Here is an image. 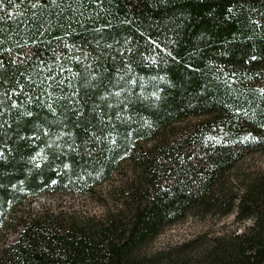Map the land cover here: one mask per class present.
<instances>
[{
	"label": "trees",
	"instance_id": "16d2710c",
	"mask_svg": "<svg viewBox=\"0 0 264 264\" xmlns=\"http://www.w3.org/2000/svg\"><path fill=\"white\" fill-rule=\"evenodd\" d=\"M255 154L264 0H0V232L17 206L132 166L124 209L23 221L0 264H144L134 254L162 228L230 214L250 226L193 264H264V172L227 187Z\"/></svg>",
	"mask_w": 264,
	"mask_h": 264
},
{
	"label": "rangeland",
	"instance_id": "374dc122",
	"mask_svg": "<svg viewBox=\"0 0 264 264\" xmlns=\"http://www.w3.org/2000/svg\"><path fill=\"white\" fill-rule=\"evenodd\" d=\"M196 118L177 123L173 128H180L196 123ZM151 143L144 145L149 147ZM264 172V154H255L243 159L227 175V187L235 192L246 184L251 174ZM132 175L129 162L120 165L118 172L105 184L94 188L90 193L54 194L40 196L27 201L11 212L4 228L0 232V250L17 242L22 231L21 222L49 213L61 222H84L100 220L107 214L118 213L123 207L122 191ZM237 193V194H238ZM249 221L237 223L234 214L226 217H206L188 215L181 221L160 232L144 244L134 254L137 261L144 264H193L213 238L223 233L241 232L250 226Z\"/></svg>",
	"mask_w": 264,
	"mask_h": 264
}]
</instances>
